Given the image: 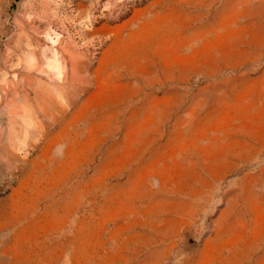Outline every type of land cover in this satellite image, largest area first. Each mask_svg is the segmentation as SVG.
Segmentation results:
<instances>
[{"label": "rangeland", "instance_id": "obj_1", "mask_svg": "<svg viewBox=\"0 0 264 264\" xmlns=\"http://www.w3.org/2000/svg\"><path fill=\"white\" fill-rule=\"evenodd\" d=\"M0 264H264V0H0Z\"/></svg>", "mask_w": 264, "mask_h": 264}]
</instances>
